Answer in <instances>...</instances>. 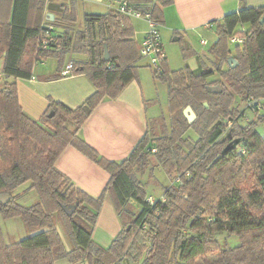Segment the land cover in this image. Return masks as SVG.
Returning <instances> with one entry per match:
<instances>
[{"label":"trees","instance_id":"16d2710c","mask_svg":"<svg viewBox=\"0 0 264 264\" xmlns=\"http://www.w3.org/2000/svg\"><path fill=\"white\" fill-rule=\"evenodd\" d=\"M129 1L151 11L160 24L165 21L164 8L172 3ZM46 9L55 15L43 20L54 26L55 40L41 49V15ZM263 16L264 6L249 7L240 0L239 10L215 21L217 39L208 50L210 63L185 44L183 57L196 54L198 68L170 70L166 60L162 72L154 76L168 85L170 123L159 117L160 133L148 130L125 159L113 161L88 144L80 130L104 98H116L138 77L141 59L132 17L113 7L85 13L84 28L74 29L76 0H0L3 72L15 78L0 86V195H10L6 202L0 199V217H20L34 232L8 243L0 222V264H56L61 259L69 264H264V136L256 127L264 111L257 119L240 122L248 101L264 105ZM234 34L245 36V41L233 50ZM71 51L87 57L72 60L71 73L86 74L94 92L75 108L51 99L40 120L29 117L19 102L15 80L30 78L41 58L54 57L62 65ZM232 56L238 61L235 67L228 64ZM215 74L219 78L210 80ZM210 85H220L221 91L210 92ZM188 105L197 114L193 123L183 113ZM189 130L196 133L195 139L187 135ZM69 145L110 174L98 197L85 193L57 168L58 157ZM151 156L169 176L179 178L168 187L166 200L155 207L146 200L147 187L137 176L149 166ZM26 182L39 196L31 205L21 204L15 194ZM107 193L118 214L130 218L104 247L92 234ZM131 200L141 206L137 215L128 208ZM77 202L72 214L63 209ZM58 224L68 234L70 250ZM224 231L238 235L240 244H223L215 237Z\"/></svg>","mask_w":264,"mask_h":264},{"label":"crops","instance_id":"0c3cea01","mask_svg":"<svg viewBox=\"0 0 264 264\" xmlns=\"http://www.w3.org/2000/svg\"><path fill=\"white\" fill-rule=\"evenodd\" d=\"M76 2L78 13L83 11V15L107 12L115 5L109 0H76ZM246 4L249 7H261L264 6V0H246ZM239 9L240 0H172V3L164 8L165 21L160 24L162 43L167 50V67L170 70L185 66L196 69L199 66L196 54L207 59L212 58L206 46L212 37L216 36L212 43L217 39L215 21ZM7 10L8 17L11 19L13 14L11 4L8 5ZM48 12L47 9L43 11L41 21L47 17L51 20ZM132 22L135 29L134 38L138 45L146 34L148 22L134 17ZM203 39L207 43L203 44L201 42ZM173 41H179L181 47L183 44L189 45L196 52L187 61L185 58L184 65L178 68L172 65V51L176 50V47L171 44ZM50 58L55 60L54 65L46 63ZM86 58L84 54L71 51L66 55L62 65L54 57L37 60L30 78L15 80L19 102L24 112L29 117L40 120L51 99L73 108L81 105L94 92L95 86L84 73L62 75L61 70L69 61ZM137 65L138 77L133 79L116 98H104L80 130L85 141L109 160L125 159L145 133L152 129L151 118L160 116L158 106L161 94L165 92L166 95L165 85L154 76L153 69L146 59H141ZM3 69L4 57L0 56V86L15 79L13 76L4 75ZM56 166L78 188L95 198L102 193L110 178V174L103 167L72 145L64 149L56 161ZM30 184L26 182L16 190L18 201ZM124 221L117 212L113 197L107 193L93 230V240L108 247L123 228ZM16 226L19 229L23 228L21 221H18ZM24 226L27 228L25 224ZM58 230L66 249L70 250L72 244L62 224H58ZM29 233L34 232L29 231ZM11 235L8 234L6 239L12 240ZM14 241L18 240L14 239ZM56 264H69V262L67 259H61Z\"/></svg>","mask_w":264,"mask_h":264},{"label":"rangeland","instance_id":"374dc122","mask_svg":"<svg viewBox=\"0 0 264 264\" xmlns=\"http://www.w3.org/2000/svg\"><path fill=\"white\" fill-rule=\"evenodd\" d=\"M59 17V16H57ZM72 26H74V29H80V28H84V19H83V11H80L78 13V18L75 24H72ZM213 38L215 39L216 36L212 37V39H210L209 44L206 46V50H208L213 42ZM172 40V38H171ZM171 44L174 45V47H176V50L172 51V65L174 66V68H178L184 65V60L185 58L183 57V53H182V47H181V43L179 41H173L171 42ZM172 45V46H173ZM230 47L234 50L236 47V43H232L230 42ZM200 50L202 51V48H200ZM199 50V51H200ZM167 51V50H166ZM190 58V57H189ZM188 60V58L186 59V61ZM207 61L210 63L211 60L207 59ZM46 63L50 64V65H54L55 64V60L53 58H50L46 61ZM215 78H219L218 75H214L213 77H211V79H215ZM160 81V83H162L163 85H165V89H166V95L165 92H163V94H161V98L159 100V106H158V113H159V117H165L167 120V123H170V114H169V104H168V85L163 82L162 80H158ZM244 107V102L241 103V110H243L242 108ZM263 112V111H262ZM260 116L259 112H254V111H249L247 110L243 117L240 119L241 123H246L250 120L253 119H257ZM158 117V118H159ZM264 117V116H263ZM151 118V127L153 129L154 132L156 133H160L161 128V121L160 118ZM257 130L258 132L264 136V119L259 121L257 124ZM156 129V131H155ZM187 135L189 137H191L192 139H195L197 137L196 133L193 130H189L187 132ZM154 148L152 149V152H154ZM137 176L141 179V181L143 183H145L146 185V189H147V194L148 195H153L154 197H156L157 199H162V197H168V195L170 194L168 191V187L171 185H174L178 182L177 177L176 176H169L163 169L162 167L158 164V162L156 161V159L151 156L150 157V163L149 166L145 169L144 172H140L137 171ZM39 199V196L36 192V190L34 189H30L27 188V190H25V192L23 193V195H21L19 197V202L23 205H31L35 202H37ZM128 208L131 210L133 215H137L140 210H141V206L138 202H136L135 200H131L128 204ZM130 217L128 215H124L123 219L127 220ZM20 222L23 224V228L19 229L18 226H16L17 222ZM0 222H1V228H2V232L3 235L5 237V240H7L8 243H12L13 240H21L22 238L28 236V229L25 228L24 226V222L20 217H13V218H9V219H3L2 217H0ZM8 234H12L11 236L13 237L12 240H9L8 238L6 239ZM215 237L218 238L223 244H228V245H238L240 244L241 240L240 237L238 235L235 234H230L227 231L224 232H219L215 234ZM15 242V241H14ZM124 264H131L128 261H125Z\"/></svg>","mask_w":264,"mask_h":264},{"label":"built area","instance_id":"2783aa9c","mask_svg":"<svg viewBox=\"0 0 264 264\" xmlns=\"http://www.w3.org/2000/svg\"><path fill=\"white\" fill-rule=\"evenodd\" d=\"M112 2L114 7L122 13L130 17L134 18H142L145 19L148 22V28L146 31V34L140 44H138V58L139 59H146L152 67L153 72H156V74H160L163 70V63L167 60V53L162 43V37H161V29H160V23L157 22L151 14V11H142L141 9H138L136 6L131 4L129 0H109ZM43 27V34L41 38L38 41V47L41 49H48L51 46V43L55 40L54 37V26L51 23H48L46 21H43L42 23ZM245 41V36H238L233 35L230 38V42L242 44ZM201 42L207 43L206 40H201ZM73 69V63L72 61L67 62L64 67L61 70L62 75H68L72 74ZM246 107H248L249 111L254 112H262L264 111V105L262 101L258 100H251L248 101L246 104ZM231 124V121H228V125ZM156 151V148H154ZM240 151L242 153L245 152L244 148H241ZM179 178L177 177V180ZM167 196L162 197V199H157L153 195L147 196L148 203L152 206H159L163 201H165ZM75 264H88L86 261H80Z\"/></svg>","mask_w":264,"mask_h":264},{"label":"water","instance_id":"95a60500","mask_svg":"<svg viewBox=\"0 0 264 264\" xmlns=\"http://www.w3.org/2000/svg\"><path fill=\"white\" fill-rule=\"evenodd\" d=\"M48 16H51V20L54 19V15L50 12L47 13ZM262 22H264V16L262 17ZM110 58V54H109V50L107 48V46H105V59H109ZM228 64L231 67H235L238 64V61L232 56L228 59ZM209 91L210 92H220L221 91V86L220 85H210L209 87ZM183 113L185 115V117L187 118L189 123H193L195 121V119L197 118V114L196 112L193 110V108L188 105L187 107L184 108ZM52 115V113L50 114V116ZM231 145H227V147L225 148V150H227L228 148H230ZM0 199L3 202H6L10 199V195L7 193H3L0 195ZM78 206V202L75 203L73 206H65L63 205V209L67 212V214H72L74 212V210L76 209V207Z\"/></svg>","mask_w":264,"mask_h":264}]
</instances>
